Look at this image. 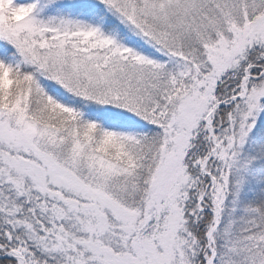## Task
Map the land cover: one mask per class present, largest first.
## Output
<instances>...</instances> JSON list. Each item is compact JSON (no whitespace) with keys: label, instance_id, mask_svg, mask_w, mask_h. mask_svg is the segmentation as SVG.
I'll return each instance as SVG.
<instances>
[{"label":"snow or ice","instance_id":"6c2138e0","mask_svg":"<svg viewBox=\"0 0 264 264\" xmlns=\"http://www.w3.org/2000/svg\"><path fill=\"white\" fill-rule=\"evenodd\" d=\"M0 264H264V0H0Z\"/></svg>","mask_w":264,"mask_h":264}]
</instances>
